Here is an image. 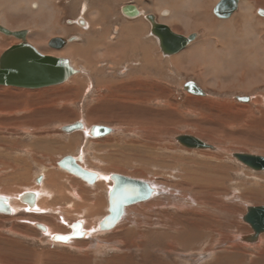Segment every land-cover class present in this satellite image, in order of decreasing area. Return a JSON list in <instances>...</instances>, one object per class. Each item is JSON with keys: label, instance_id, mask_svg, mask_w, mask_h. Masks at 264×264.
<instances>
[{"label": "rangeland", "instance_id": "obj_1", "mask_svg": "<svg viewBox=\"0 0 264 264\" xmlns=\"http://www.w3.org/2000/svg\"><path fill=\"white\" fill-rule=\"evenodd\" d=\"M161 1L164 2L165 0ZM238 1L240 2V0ZM142 2L146 5L147 9L149 8L150 10V8H152L151 11L145 9L146 14H153L159 18V15H161V13H158L160 6L156 4V0H111L109 4L110 8L108 9L109 15H106L108 19H106L107 23L105 21V23L102 22L100 24V26L104 24L102 26H104L103 29L105 28V30H93L95 31V34L97 31L99 33L108 31L104 39L103 37H99L97 35L96 39H94L93 37L95 35L91 34L93 33L91 29L88 31L82 30L83 32H79L78 30H73V28L66 30L67 33L63 37L66 39L67 37L76 36L78 41H76V44H74L85 47L86 39H94L97 41L102 39L110 43H116L117 41H121L124 44L127 43L125 45L131 46V49L134 50L144 47L148 48L149 46L151 47V50H157L159 47L155 49L152 46L153 42L148 40V38L151 39V37L148 35V27L150 26L143 18V15L146 14H142L141 19L132 21L124 18L120 13L121 6L132 4L140 8L139 6L142 4ZM207 2L209 3V1L206 0L204 5H208ZM250 2L252 5L250 12L258 19L260 15L255 12L256 2L253 0ZM57 5L61 7V10H64V16L61 18V25L66 27H70V21L73 22L89 9L83 8V4L77 3L76 0H59ZM257 9L259 10L262 8ZM143 10L142 12H144ZM236 11L237 10H234L232 13L234 14ZM9 19H11L9 21L10 23L12 22L13 26H16V24L22 22L20 21V18L16 17H9ZM14 19H16V21H14ZM17 19H19V21ZM26 19L27 17L24 20L26 21ZM254 22L256 23V20L252 22V26L256 25ZM130 24L134 25L136 30L135 32L128 34L125 29H123V27L125 25L130 26ZM114 27H118L119 29L114 30ZM190 32H197L199 41H201L205 35L202 30H193ZM254 32H257V34L260 33L257 30ZM55 36L56 35L53 37ZM7 37H9L7 40L8 43L1 46L0 50L2 51L12 44L18 42V40L13 37ZM211 39L212 43H210V45L220 44L216 36L212 35ZM154 50L152 51V54L155 56H157L158 53L160 54L159 58H156L155 63L159 64V66L151 71L148 70L147 72L149 73L144 71V73H141L142 70L139 64H142V61L136 60L137 58L132 56L131 59H127V57L130 55H125L119 65H113V69H110L112 64L110 63L111 60L109 58H106V60H99L98 65L96 66L98 69L97 71L96 69L93 70V68H91L92 70L90 69V71H87L84 66H89V61L84 62L82 59H80L73 61L76 67L83 71V73L81 71V75L76 77V79L80 81V87L77 89H68L66 91L65 88L74 85L72 83L73 81H71L59 86L57 85L55 87L51 86L50 88H43L42 92L40 91L41 94H38L37 92L39 91L36 90H25L26 92L24 94H19L20 96L14 98L13 96L16 93L15 90L19 89L15 88V90H6L0 88V110H2L0 111V192L7 187H10L9 191L11 192H13V190L14 192H19V190L21 192L24 190L30 191L29 188L31 187L32 183L34 184V179L36 180L38 176H41L42 171L51 170L53 172L56 170L58 172V168L56 169V163L66 156H83L84 163H82V165L85 168L89 166L91 169H93L94 173L99 171L95 166H99L101 168L100 171L104 174H101V176L104 177L106 174L111 173H108L107 170H111L110 168L112 163H117L119 166H121L122 171L120 172L124 175L132 176V178H141V180L142 177H145L146 179L143 180H147V182L151 179V181L154 180L155 182H161L169 186L172 184V188H175V185L176 189H180L176 183L179 184V182H183L182 176H185V172L188 171L189 175H193V178L187 177L190 182H186V191L188 189V192H190L193 196H197L199 200H206L205 209L207 210L200 208V206L197 204L195 206L192 205V209L194 211L197 207L200 208V210L206 212L203 213L207 215L202 219L204 220L202 223L204 228L207 230L205 231L204 235L197 240L195 238H192L191 240L186 238L188 241L184 242L183 244L186 246L188 244V246H190L188 250H181L180 247L169 249V252H167L168 257L161 256L162 260L158 259L156 264H213V257L222 255L224 257L226 255H237L235 257L237 260L234 261L233 264H263L264 257L260 258L258 254L262 250L263 251L261 253H264V238L261 239V241L263 240V245H261L259 249H257L255 246V249L252 246L247 247L245 244L237 245L236 249H229L228 245L231 241L235 242L237 237L251 233L248 225L241 221V217L246 211L245 207L249 205L264 206V172H252L240 163L236 162L229 155L233 152H242L264 156V136H261L264 135V83L259 84L258 86H253L247 91L241 88L222 90L220 87V89H218V86L210 81L211 79L209 72L205 71L201 65L197 66L194 70L185 60L184 62L182 61L183 70H176L174 68L179 69V67L176 66L177 64H175L174 61H171L172 64L167 63V59L170 57L173 58L174 56L176 57L183 51L171 56H166L168 58H165L160 53V50L156 52ZM41 53L56 56L58 51L54 50V48H48L47 46V50H41ZM152 58H154L153 55L151 56V59ZM92 59H94L92 64L95 65L93 62L96 59ZM87 63H89V65H87ZM241 69L239 75H243L248 79L250 77L252 78L254 75L251 71H248L249 68L247 66H241ZM144 77H149L155 80L160 88H163V92H161L159 95L158 100L155 99L150 101L148 104L143 105L145 108L146 106L151 107V109H153L156 113L158 111L157 115L156 113H151L149 114L150 116H144L143 113L138 111L140 105H137L136 107L133 105L121 106L120 104L112 105V102H110L112 106L111 109L105 108V106H103L99 109H96L95 111L94 107H96L97 102H100V100L103 97H106V94L109 92V89L106 88L105 83H120L127 81L128 79H140ZM233 78L234 75L232 73L228 75H219L217 82L220 84V86H223L222 88H224V86L229 87ZM110 79L112 82L109 81ZM97 82L101 85L97 84ZM188 82H194L201 89V86H204V89L202 90L206 93L205 97L190 94L184 91L182 86ZM86 84L88 85L86 87L90 86L87 92L84 89V85ZM97 86H99V88ZM58 88L61 89L58 90ZM218 90H221L222 93H219ZM27 93H35V96H31V98H29L30 95H27ZM188 96L203 97L206 102L210 100L209 102L212 104L213 102H216L220 105H230L233 107L232 112H229L231 109L227 108V110L224 109L225 112L227 111L226 113L224 110H222L223 112L220 110L218 112L215 106L209 105L208 103L200 104L187 101ZM237 97H248L250 98L251 102L249 103V100L241 101L240 99L237 101L235 100ZM256 100H258V102ZM117 106L119 107L117 108ZM13 108H18V110H14L15 113L12 115L9 112L12 111L11 109ZM173 108L174 110H172ZM199 113L203 114L204 117L208 116L212 122L203 124V121H199L202 120V116H200ZM86 117L88 118L89 123L92 125H104L110 127L114 130V134L107 138L106 142V140H103L105 137L91 140L87 139L86 135L82 132L76 133L77 135L63 134V132H61L60 127L64 124H69L72 122L74 123L76 121H84L87 120ZM112 118H115V120ZM91 119L96 120L93 121ZM152 120L156 122V129L158 131L156 130L151 132V134L139 131L138 128L140 127H137L138 123L149 121L153 122ZM221 123H223V126ZM206 126L207 129H205ZM208 127L210 130H208ZM224 130L225 132H220ZM180 134L197 136L206 142H210L215 146H218L221 152L214 153L212 151L207 152V150H199L200 152L190 150L184 151L183 149L181 150L179 149L181 146H179L173 139ZM211 138H213L215 141H213ZM68 140H71V142L69 143ZM88 140L90 141L88 142ZM148 143H150L149 145L163 146V149L159 148L157 151H154L153 149L152 151L153 156L159 160L158 162H148L150 157L149 155L145 156V152L144 154L140 155L141 152L140 148L138 147ZM111 171L114 172L115 170ZM58 175L61 178L59 172ZM217 177L222 179H219L218 181ZM25 179H28V182ZM192 179L193 181L196 180L195 183L192 181ZM206 179L213 185L215 184V188H220V190L218 189V193L220 192V194L215 195L214 189H208L210 188V183H208ZM199 180H202L201 183ZM39 183L35 184L39 185ZM205 188L207 189L205 190ZM87 189L91 188L88 187ZM89 193L91 196L93 195V192L89 191ZM178 193L182 192L178 191ZM231 195H235V197L231 199ZM41 208H44V205L39 206V209ZM129 210L124 222H122L117 227L119 229L115 230L117 231L115 234L113 233L114 231L108 233L107 236L101 233L97 235V239L108 242L111 241V238L115 236H128L129 239L131 237V240L134 243L133 245L139 244L140 246V242L137 240L134 242L133 238H137L140 234L151 235L150 233L153 232L154 229V231L158 232L165 231V228L163 227L169 224L164 222L165 224H162V229L157 228V226L149 225V222H157V219H154V214L138 212V206L135 208L130 206ZM135 212L144 215V217H134V219L133 215H135ZM189 212L191 211L182 212L176 211L175 209L173 210V208H169L166 211L167 215L165 216H168L169 219L175 223L179 221L177 224H184L182 220L186 218L190 219L193 224L200 223L201 220H198L199 217H195ZM184 213L188 214L185 216ZM22 214L23 215H20V217L19 215H12L11 219H8L7 217L4 218L0 215L1 264H33L28 260V258L29 256L33 255V252L35 251L36 252L34 254L40 253L39 257L44 256L46 253L50 255L48 256V259H50L49 261H46V263L41 262V259L39 260L38 256H36L37 260H39L38 264H55L57 261L55 254L58 253L70 255L71 257L78 256L74 249L72 250L69 247L62 246L64 248L63 249L62 247L56 245V243L50 242V240L47 238V234L45 239L44 237L39 236V233L35 234V232L32 231L35 228L26 222L27 217H25V214L30 213L23 211ZM79 214H81V211ZM105 214L106 207L103 208V215L99 216L98 218L101 219ZM81 215L83 216V214ZM56 216L57 213L55 212V217ZM147 216H149L148 219ZM37 221L46 224L45 221ZM60 224L62 225V221ZM28 225L30 227H28ZM21 227L33 235V238H27L26 236L19 234L18 229ZM178 230L180 231L181 229ZM184 230V233H187L186 229ZM182 237H180L181 241H183ZM262 237H264V235ZM79 239H81V241L90 242V240H82V238ZM148 241L155 246L158 245L160 247L161 245L160 248H164L166 243V241H163L158 237L149 238ZM6 242L13 243L8 245L5 244ZM52 243H54V245H52ZM235 244H237V242ZM121 246L122 249L125 248L123 245ZM148 246L143 251L146 252L145 256H148L147 254L150 251ZM29 250L32 252L31 254H29ZM100 253L101 254L98 255L92 253L88 257H92L93 255L95 257V262L99 261L98 263L105 264L107 258H110L113 255L117 256L118 252L105 249ZM140 255L139 253H136L134 256L136 259H138L141 257ZM32 257L33 256H31L30 259Z\"/></svg>", "mask_w": 264, "mask_h": 264}, {"label": "bare ground", "instance_id": "obj_2", "mask_svg": "<svg viewBox=\"0 0 264 264\" xmlns=\"http://www.w3.org/2000/svg\"><path fill=\"white\" fill-rule=\"evenodd\" d=\"M58 1L59 0H0V27L7 30L9 33H24V36L22 35L23 36L22 38H17L16 36H14L12 34H4V33L0 32V49H1V46L8 43L7 40L9 37H7V36L13 37V38L18 40L17 43L12 44L8 48H6L4 51L0 50V57L5 51L12 48L13 46H17L19 44H22V42L27 44L28 46L34 48L40 54H43V53H41V50H45V49L47 50V46H48V48H51V49L54 48V50L58 51V54H56V56L46 55V54H43V55L49 56V57H54V58L68 59L70 65L76 71V73L73 74L67 81H65L61 84H58V86H59V85L65 84L66 82L73 81L72 83L76 87L73 85L71 87L65 88L66 91L68 89L73 90V89H77L80 87V81L78 79H76V77L81 75L80 73L82 70H80L79 68L76 67L75 63L73 62L76 60L82 59V61H84V62L89 61L90 65H89V63H87V65H89V66H84V68L87 69V71H90L91 68H93V70L96 69V71H97L98 69L96 66L98 65L99 60H106V58H109L111 60L110 63L112 65L110 66V69H113V65H119L120 62L122 61V58L125 55H130L127 57V59L128 58L131 59V56H132L134 58H137L136 60L142 61V64H139L141 67V70H142L141 73L147 72L148 70L151 71L153 69H156L159 66V64H155V63H156V58L158 59L160 54L158 53L157 56L152 54L153 53L152 51L154 49L151 50L150 46L148 48L144 47V48L134 50V49H131V46L125 45L127 43L124 44L121 41H117L116 43H110V42H107L106 40H102V39H100L98 41L94 40V39H96V35L99 37H103V39H104L106 33L108 32V31H106V32L104 31V33L103 32L99 33L98 31L99 30H105V28L103 29L104 26H102L104 24H102L101 26H100V24L102 22L105 23V21L107 23L108 19H107L106 15L107 16L109 15L108 9L110 8L109 4H110L111 0H76L77 3L83 4V8H85V9L89 8V9L85 13L82 12L83 13L82 16H79V18L75 19L73 22L68 21L69 24L72 25L70 27H66V26L61 25V18L64 16V10H61L60 9L61 7H59L57 5ZM156 1H157L156 4L160 6V10L158 13L159 14L161 13V15H159V18L156 19L154 15H150V14H148L146 16L143 15L146 22H148L150 25V30H149L148 35L151 37V39L148 38V40L153 42L152 46L155 49H157L159 47V49L154 50V51L156 52V51L160 50V53L165 58H168L166 56H171V55H174V54H177V53L183 51L180 55H177L176 57L174 56L173 58L170 57L169 59L166 60L167 63L172 64V62L174 61V63L177 64L176 66H178L179 69L178 68H174V69L183 70L182 69V61L184 62L185 60L194 70L197 66L201 65L205 71L209 72L210 79H211L210 81L215 83L218 86V89H220V87H221L222 90L230 89V88H235V89L241 88V89H244L245 91H247L253 86H258L259 84L264 83V14H260V11H259L260 9L259 10L257 9V8L264 9V1L253 0L256 2L255 12H257V14L260 15V17H258L259 20L250 12V9L252 7L250 1H252V0H240V2L238 1V9H237V0H233V1H235V3H233V1L232 2L231 1L225 2V4L222 6L220 5V2H222V0H208L209 1V3L207 2L208 5L207 4L204 5L206 0H165L164 2H162L161 0H156ZM232 5L234 6L233 10L229 13V11L232 9V7H231ZM124 6H127V5H124ZM124 6H121V8H120L121 15H123V17H125L126 19H131L134 21L141 19L142 14H146L145 9L149 10V8L147 9L146 5L143 2L139 6L140 12L137 10V8L134 5H128V6H133L137 13L135 15H132V14L126 15L122 10ZM151 9L152 8H150L149 11H151ZM107 10H108V12H107ZM142 10L144 12H142ZM234 10H237V11L233 14L232 12ZM256 10H258V11H256ZM164 12L167 13L166 16L163 15ZM140 13H141V16H140ZM9 17L20 18V21H22V22H19L18 24H16V26H13L12 22L10 23V21H9V20H11V19H9ZM26 17H27V19L25 21L24 19ZM17 20L19 21V19H17ZM152 20H153L154 25H156V26L159 25V26H162L166 29L164 31L163 29L159 28V34H160L161 39L166 38V40L169 41V43H167V41H166V43L168 45L179 41L178 38H181V37L189 38L190 35H195V39L191 40L184 48H182L181 50H179L176 53H164L161 50L160 39L155 34L152 33V24H153V23H151ZM255 20H256V23L255 22L254 23L256 25L252 26V22ZM14 21H16V19H14ZM118 27H114V30H118L119 29ZM70 28H73V30H78L79 32H83L82 30L88 31L89 29H91L92 31L98 30L97 33H99V34H97V33L95 34V31H93V33H91V34L95 35L93 37L94 39H86V47L81 46V45H75L76 44L75 42L78 41V38L76 36L67 37L66 39L63 37L67 33L66 30H70ZM123 29H125V31L129 34V33L135 32L136 27H134V25L130 24V26L125 25L123 27ZM193 30H195V31L196 30H202V32L205 34V35L203 34L204 38L201 40L202 37L199 35L201 37L200 38L201 41H199L198 40V33L197 32H190ZM255 30L259 31L260 33L257 34V32H254ZM181 33H183V34H181ZM184 34H186V35H184ZM54 35H56V36L53 37ZM212 35L216 36L218 38V42L220 44L210 45V43H212V39H211ZM4 36H6L7 38ZM51 37H52V39H51ZM54 38L64 39L65 40L64 44L62 45L61 41H59L60 44L52 43V41H54L53 40ZM135 47H137V46H135ZM109 53H110V55H109ZM127 53H131V54H127ZM152 55L154 58L151 59ZM90 58L96 59L93 62V63H95V65L92 64V61L94 59L91 60ZM241 66H247L249 68L248 71H251L254 74L252 76V78L250 77L248 79V78L244 77L243 75H239ZM98 67H100V66H98ZM258 71H259V73H258ZM82 73H83V71H82ZM94 73H95V71H94ZM147 73H149V72H147ZM231 73L234 75V78L232 79L231 85L229 87L224 86V88H222L223 86H220V84L217 82L218 76L219 75H228ZM241 74H242V72H241ZM122 75H124V74H122ZM250 75H252V74H250ZM147 76H148V74H147ZM109 81L112 82L111 79ZM107 83H109V82H107ZM107 83H105V85H106V88L109 89L108 90L109 92L106 94V97H103L100 100V102H97L96 107H94L95 111H96V109H99L103 106H105V108L111 109L112 106H111L110 102H112V105L120 104L121 106L133 105L136 107L137 105H140L138 111L143 113L144 116H150L149 114L156 113L153 109H151V107L146 106L147 109L145 107H143L144 104H148L150 101H153L155 99L158 100L159 95L161 94V92H163V90H162L163 88H160V86L157 84V82L155 80H153L149 77H144V78H140V79L139 78L128 79L127 81H123L120 83H109V84H107ZM97 84H100V83L97 82ZM185 85H184V89H185ZM51 86L55 87L57 85H49V86H43V87H39V88H23L20 86H8V85H1L0 84V88H2V89H6V90H15V88L19 89V90H15L16 93L13 96L14 98L20 96L21 94H24L26 92L25 90H36V91H39V92H37L38 94H41L43 88H48V87L50 88ZM84 86H85L84 89L87 92V90L89 89L90 86L86 87V86H88L87 84ZM97 87L99 88V86H97ZM197 87L200 89V91L202 93L200 96L205 97L206 93L202 90V89H204V86H201L202 89L198 85H197ZM182 88H183V86H182ZM60 89L61 88H58V90H60ZM188 89H191V87H188L187 90L186 89L185 90L189 92ZM44 90H46V89H44ZM36 91H31V92H36ZM218 91H219V93H222L221 90H218ZM27 95H30L29 98H31V96H35V93H30V94L27 93ZM164 95H165V93H164ZM187 95H189V94H187ZM203 97L188 96L187 101H192V102H196V103H200V104H205V103L207 104L208 103L209 105L215 106V108L218 112H219V110L221 112H223L222 110H224L226 108L231 109V111H229V112H232V108H233L232 106L226 105V104L220 105L216 102H213V104H212L209 102L210 100L206 102V100H204ZM238 98L239 97L235 98V100L238 101ZM246 98H248V97H246ZM240 100L242 101L241 98H240ZM248 100L250 103L251 102L250 98H248ZM256 101L258 102V100H256ZM163 105H165V104H163ZM173 106H171V107H173ZM118 107L119 106H117V108ZM19 109H21V108H19ZM11 110L12 111H10L9 113L13 115L15 113L14 110H18V108H13ZM172 110H174V108ZM0 111H2V110H0ZM224 112H225V110H224ZM147 113H148V115H147ZM157 113H158V111H157ZM157 113H156V115H157ZM207 113H208V111H207ZM199 114H200V116H202V120H199V121H201V122L203 121V124L204 123L208 124V123L212 122L211 119L208 118V116L204 117L203 114H201V113H199ZM205 114H206V112H205ZM86 119L87 120H84V121H76L74 123L72 122L69 124H64L63 126L60 127V130H61V132H63V134H71V135L82 132L86 135L87 139H91V140L104 138V137L105 138L103 140H106L107 138H109L111 135L114 134V130L111 129L110 127H107L104 125H92L91 123H89V120L87 117H86ZM112 119L115 120V118H112ZM91 120H93V119H91ZM94 120H96V119H94ZM153 122L149 121V122L138 123L137 127H140V128H138L139 131L151 134V132H154L157 130L156 129L157 128L156 122H154V123ZM73 124H77L79 127L73 131H70V132L64 131V128L66 126H70ZM222 124L223 123H221V125ZM255 124H256V122H255ZM160 125H161V123H160ZM167 125H169V124H167ZM94 127H106L108 129H110V132L106 133L102 137H100V136L98 137L96 132L94 131ZM205 129H207V126ZM208 130H210L209 127H208ZM159 132H160V130H159ZM220 132H225V130L220 131ZM206 134H207V132H206ZM224 134H227V133H224ZM180 135L193 137V138H195V139H197V140H199V141H201L207 145H210L212 147L210 149L185 147L176 141V137L179 136V135H177L173 139L179 146H181V147H179V149H181V150L182 149L184 151H189V150L190 151H199V150L204 151V150H207V152L212 151L214 153L215 152H219V153L221 152L220 148L218 146H215L214 144H212L210 142H206L197 136L189 135V134H180ZM261 136H264V135H261ZM211 139L213 141H215L213 138H211ZM68 141H69V143L71 142V140H68ZM89 141L90 140H88V142ZM106 142H107V140H106ZM149 144L150 143L143 144L142 146L140 145V147H138V148H140V152H141L140 155L144 154V152H145V156L149 155V157H150L148 162L149 161L150 162L151 161L158 162L159 160H157V158L153 156L152 151H153V149H154V151L155 150L157 151V149H159V148L163 149V146L149 145ZM67 145H68V143H67ZM72 145H74V144H72ZM201 153H203V152H201ZM209 153H211V152H209ZM234 154H247V155H253V156L260 157V158L261 157L264 158V156H262V155L253 154V153L251 154V153L233 152V153L229 154L236 162L240 163L244 167H246L244 165V163L235 159L233 156ZM70 157H72L74 159V161L77 163V165H79L83 170L94 173L93 169H91L89 166L87 168H85L82 165V163H84L83 156L78 155L77 157H73V156H70ZM62 160H63V158L61 160H59V162L56 163V166H57L56 169L58 168V172L60 173L62 179L59 177L58 172L56 170L53 172L51 170L50 171H48V170L42 171V173H41L42 175L40 176V178L38 177L36 180L34 179V181H33L34 184L32 183L31 187L29 188L30 191L24 190L21 192L19 190V192H17V191L14 192V190L12 189L13 192H11V191H9L10 187H7L4 189L5 191L2 190L0 192V197L7 198L6 204L9 208L8 214H1L2 217H4V218L7 217L8 219L9 218L11 219L12 215L13 216L19 215V217H20V215L21 216L23 215L22 214L23 211L28 212L30 214H25V217H27L26 222H28L27 224H31V226L36 229V230L35 229L32 230L33 232H35V234L39 233V236L44 237V239L46 238L45 236L47 234V238L50 240V242L56 243V245H58L59 247L63 246V247H69L72 250L74 249L75 252L78 254V256H72V257L70 255H64L63 253L55 254V258H57V261L55 260L56 261L55 264H100V263H98L99 261L95 262V257L93 255H92V257H88V256L92 253H95L97 255L101 254L100 252L104 251L105 249L118 252L117 256L113 255L112 257L107 258L105 261V264H127L129 262H131L129 264H156L158 259L162 260L163 256L168 257L167 252H169L168 251L169 249H173L174 247L175 248L180 247L181 250H184V251L188 250V248L190 246H188V244H187V246L185 244H183L184 242L188 241V240H186V238H188L190 240L192 238H195L197 240L198 238L202 237L204 235L205 231L207 230L204 228L203 223H202V221H204L202 219L205 218L207 214H203L206 212L200 210V208L205 209V207H206L205 201L206 200H203V201L199 200V198L197 196H195V195L193 196L190 192H188V189L186 191V187H185L186 182H190L187 177L193 178V175H189L188 171L185 172V176L184 175L182 176L183 182H179V184L176 183V185L180 187V189L179 188L176 189L175 185H174L175 188H172V184H170L171 186H169V185H166V184L161 183V182H159V183L155 182L154 180L151 181V179L147 182V180H143V179H146L145 177L144 178L142 177V180H141V178H132V176H129V175H128L129 176L128 177L127 175H124L123 173L120 172V171H122L121 166H119L117 163H112L110 169L115 170V171L112 172L111 170L106 169L108 173L109 172H111V173L106 174L105 177L101 176V174H103L100 171L101 168L99 166H95L96 169L99 171L94 173L96 175L95 180H93V182L89 183V182L85 181L83 178L74 174L73 172L65 169L64 167L62 168V166L65 165V163L62 165ZM93 161H94V159H93ZM246 168L251 170L252 172H255V173L264 172V170H253V169H250L248 167H246ZM185 170H186V168H185ZM15 172H18V171H15ZM23 175H25V174H23ZM117 175L124 176V177L130 178V179L139 180V181L147 183L150 186L151 196L145 201H141V202H138V203H135L132 205L133 208H135L137 206L139 207L138 212L154 214V219H157V222H155V221H154L155 223L149 222V225H154V226H157V228H161V227H163L162 224L169 223L165 227H163V228H165V231L158 232V231H154L155 230L154 229L153 232L150 233L151 235L140 234L137 237L138 239L133 238L134 242L136 240L138 242H140V244H141L140 246H139V244L133 245L134 243L132 242L131 237L129 239L128 236H125V237H120V236L112 237L111 236L112 237L111 241H108V242L100 241L99 239H97L98 238L97 235L101 234V233L104 234L105 236H107L108 233H111L114 231L113 233L115 234L117 232L115 230L119 229L117 227L122 222H124V220L126 219L128 210L130 208V207H125L123 209V212H122L120 219L117 221V223H115L113 225L112 228L105 229V227L104 228L102 227V226H104L103 225L104 220L111 215V213H110V193L115 186L114 176H117ZM195 178H196V176H195ZM202 178H204V177H202ZM28 179H29V177H28ZM219 179H222V178L217 177L218 181H219ZM192 181H193V179H192ZM195 181L196 180H194L193 182L195 183ZM201 181H200V183H201ZM206 181H207V179H206ZM207 182L210 183L209 181H207ZM35 183H39V185H36ZM28 184H30V183H28ZM214 185L212 183H210V185H209L210 188H208V189H214L215 195L220 194V192L218 193L220 188H215ZM88 187H90L91 189H87ZM206 189L207 188H205V190ZM89 191L93 192L92 196L90 195ZM178 191H181L182 193H178ZM25 192H28V193L23 194ZM103 192H104V194H103ZM20 194H23V195L19 197ZM5 195H7V196H5ZM233 197H235V195H233L231 197V199ZM19 201L23 202L26 206L21 205L19 203ZM196 204L198 206H200V208L196 207L195 208L196 210L193 211L192 205L195 206ZM41 205H44V208L39 209V206H41ZM26 207L28 208V210ZM104 207H106V214L101 219H99L98 217L103 215V208ZM250 207H260V206H258V205L246 206L245 207V210H246L245 214L247 213V210ZM81 208H84L86 210L81 209ZM169 208H171V209L173 208V210L175 209L176 211H182V212L191 211L189 213L191 215H194L195 217L196 216L199 217L198 220H201V221H200V223L197 222L198 224H195V223L193 224L190 219L186 218L183 220L181 219L182 222H184V224H177L179 221L177 223H175L174 221H171V219H169L168 216H165V215H167L166 211ZM157 209H159V210H157ZM184 210H187V211H184ZM205 210H207V209H205ZM80 211H81V214H83V216L81 214H79ZM55 212L57 213L56 217H55ZM138 212L137 213L135 212V215H133V218L134 217L135 218L144 217V215L139 214ZM186 214H188V213H184L185 216H186ZM245 214L241 217V221L243 223H245L243 221V217L245 216ZM38 216H40V217H38ZM148 217L149 216H147V219H148ZM37 220L45 221L46 224L45 223L43 224ZM61 221H62V225L60 224ZM146 223H144V224H146ZM247 225L250 228L251 233L246 234V235H248V236L253 235L254 234L253 229L251 228V226L249 224H247ZM28 227H30V226L28 225ZM138 229H140V228H138ZM178 229H181L182 231L181 230L179 231ZM184 229H186L187 233H184V231H185ZM18 230H19L18 231L19 234L26 236L27 238H33V235L28 233L26 231V229L21 227ZM72 234L75 237L70 238V239H64L63 238L62 241L60 240V238L65 237V236H69ZM246 235H244V236H246ZM263 235H264V231L259 234L258 239L256 241H254L253 243L252 242H250V243L245 242L243 240L244 236H239V237H237L235 242H233V241L230 242V244L228 245V248L229 249L230 248L236 249L237 245H239V244L244 245L245 244V246H247V247L252 246L254 249H255V247L257 249H259L261 247V245H263V243H262L263 240L261 241V239L264 238V237H262ZM54 237H59V239L58 238L54 239ZM152 237H158L159 239L166 241L165 247L160 248L161 247L160 244H159L160 247L158 245L155 246L154 244H151L148 240H149V238H152ZM180 237L183 238V241H181ZM79 238H82V240H84V239L90 240V242L81 241V239H79ZM144 238L147 240H145ZM76 239H79V240H76ZM95 239H97V240H95ZM236 242H237V244H235ZM12 243L13 242H9V243L6 242L5 244L9 245ZM54 243H52V245H54ZM149 243H150V245H149ZM191 243H192V241H191ZM155 244H158V243H155ZM121 245H123L125 248L122 249ZM181 245H183V246H181ZM147 246L150 249V251L147 254L148 256H145L146 252H143V251L146 249ZM162 246H164V245H162ZM35 252H33V255H31V256H33L31 259H30L31 256H29V258H28V260L31 263L38 264L40 259H41V262H43V263H46V261H49L50 258L48 259V256H50V255H48L47 253L46 254L43 253L44 256L39 257L40 253L34 254ZM261 252H259V254H258L260 256V258L264 257V253H261ZM31 253L32 252L29 250V254H31ZM136 253H139V255L141 254L140 255L141 257L136 259V257L134 256ZM160 254H163V255H160ZM158 255H160V256H158ZM36 256H38L39 260H37ZM236 256L237 255H226L224 257L222 255V256L213 257L214 258L213 264H233L234 261L237 260V258H235ZM0 258H1V256H0ZM92 258H93V260H92ZM50 263H51V261H50ZM255 263H256V261H255Z\"/></svg>", "mask_w": 264, "mask_h": 264}, {"label": "water", "instance_id": "obj_3", "mask_svg": "<svg viewBox=\"0 0 264 264\" xmlns=\"http://www.w3.org/2000/svg\"><path fill=\"white\" fill-rule=\"evenodd\" d=\"M233 0H222L220 5H224L225 2ZM235 3V1H233ZM233 10V5L231 6ZM235 9V8H234ZM123 12L126 15H135L137 12L133 6H124ZM153 23V22H151ZM159 28L166 30L162 26H156L152 24V33L155 34L161 42V50L164 53H176L184 48L191 40L195 39V35H190L189 38H178L179 41L168 45L169 41L166 38H160ZM158 29V30H157ZM0 32L4 34H12L17 38H22L24 33H9L7 30L0 27ZM23 35V36H22ZM52 43L64 44V39L54 38ZM167 41V43H166ZM61 47V46H60ZM58 48V47H57ZM76 71L70 65L68 59L54 58L40 54L34 48L23 43L5 51L0 57V84L8 86H20L23 88H39L49 85H58L67 81ZM195 95H201L200 89L194 82H188L185 85V89ZM242 101H248L246 97H239ZM79 124V123H78ZM79 126L73 124L64 128L65 132H70L77 129ZM94 131L97 136L102 137L106 133L110 132V129L106 127H94ZM176 141L188 148H201L210 149V145H207L193 137L179 135L176 137ZM235 159L243 162L244 165L253 170H264V158H260L247 154H234ZM65 163V165H63ZM62 168L73 172L85 181L91 183L95 180L96 175L94 173L83 170L74 159L70 156L64 157L62 160ZM115 186L110 193V213L111 215L106 218L102 226L105 229H110L120 219L123 209L130 207L135 203L145 201L151 196L150 186L142 181L130 179L124 176H114ZM7 198L0 197V214H8L9 208L7 206ZM243 221L251 226L253 229V235H246L243 237L245 242H254L258 239L261 232L264 231V206L250 207L247 213L243 217ZM75 237L73 234L62 237L64 239H70ZM59 239V237H57ZM62 241V239H60Z\"/></svg>", "mask_w": 264, "mask_h": 264}, {"label": "flooded vegetation", "instance_id": "obj_4", "mask_svg": "<svg viewBox=\"0 0 264 264\" xmlns=\"http://www.w3.org/2000/svg\"><path fill=\"white\" fill-rule=\"evenodd\" d=\"M237 4H238V0H237ZM132 5V4H131ZM136 8H137V10L140 12V8H138L137 6H135ZM260 11V14H264V9H260L259 10ZM146 15H148V14H146ZM145 15V16H146ZM150 15H153V14H150ZM163 15H167V13L166 12H164L163 13ZM140 16H141V13H140ZM139 16V17H140ZM231 16V15H230ZM125 18V17H124ZM138 18V17H137ZM144 18V17H143ZM155 18L157 19V17L155 16ZM228 18V17H227ZM129 20H131V19H129ZM132 21H134V20H132ZM152 22H153V20H152ZM70 26H72L71 24H69ZM148 25H149V23H148ZM161 25V24H160ZM150 26V25H149ZM149 28V30H150V27H148ZM185 85V84H184ZM197 86V85H196ZM183 89H184V86H183ZM184 91H186L185 89H184ZM186 92H188V91H186ZM188 93H190V92H188ZM190 94H192V93H190Z\"/></svg>", "mask_w": 264, "mask_h": 264}, {"label": "crops", "instance_id": "obj_5", "mask_svg": "<svg viewBox=\"0 0 264 264\" xmlns=\"http://www.w3.org/2000/svg\"><path fill=\"white\" fill-rule=\"evenodd\" d=\"M39 178H40V176H38ZM83 182V181H82ZM26 193H28V192H25V193H23V194H26ZM35 193V192H34ZM23 194H21V195H19V197L20 196H22ZM19 203L21 204V205H25L23 202H21V201H19ZM26 206V205H25ZM28 210V209H27ZM1 215V214H0ZM42 226V225H41Z\"/></svg>", "mask_w": 264, "mask_h": 264}, {"label": "snow or ice", "instance_id": "obj_6", "mask_svg": "<svg viewBox=\"0 0 264 264\" xmlns=\"http://www.w3.org/2000/svg\"><path fill=\"white\" fill-rule=\"evenodd\" d=\"M57 237H54V239H56ZM60 239H63V238H60Z\"/></svg>", "mask_w": 264, "mask_h": 264}]
</instances>
